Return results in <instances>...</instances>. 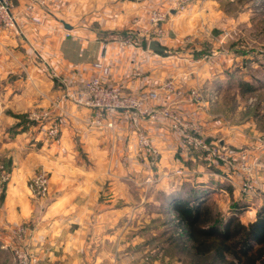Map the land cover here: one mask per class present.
<instances>
[{"label":"crops","instance_id":"obj_1","mask_svg":"<svg viewBox=\"0 0 264 264\" xmlns=\"http://www.w3.org/2000/svg\"><path fill=\"white\" fill-rule=\"evenodd\" d=\"M172 1L46 0L48 14L42 12L40 26L31 25L29 15L22 13L18 30L3 32L0 37V156L11 163L12 178L6 198L0 203V264H13L6 226L32 218V205L23 200L14 201L12 197L15 191L26 197L25 181L36 169L48 170L52 178L63 176L70 172L62 165L71 157L72 147L84 148L94 158L92 147L98 145L102 148V156L109 159L111 154L112 158L118 159L130 158L129 146L135 144L132 130L123 122L115 123L113 129L95 127L91 125V110L71 103L64 106L60 134L55 141L46 140L44 134L22 124L18 115L25 114L35 105L50 107L63 89L78 88L92 77L100 76L93 65L100 59L104 40L115 33H141L148 26L149 12L173 8ZM15 6L17 10L23 9L22 2H16ZM172 10L165 25L166 36L157 41L164 50L162 53L150 50L148 41L145 46L142 36L134 48L109 44L105 64L110 68V74L100 76L105 84L119 85L125 92L140 96L156 91L169 80L183 88L199 85L203 80L199 69L192 67L193 63H188L183 54H171L185 46L184 37L188 33L180 13ZM48 68L52 69L50 76ZM149 105L154 108L171 106L189 120L199 122L204 133L212 138L221 132L218 131L220 128L211 130L209 119H204L203 108L181 102L171 94L162 92L159 99ZM143 128L161 153L160 169L168 170L175 177L180 172L183 182L205 187L211 178L229 177L223 167L211 168L202 162L201 155L185 148L180 135L172 131L168 123H145ZM111 144L113 148L109 153L105 149ZM30 161L32 166L27 167L26 163ZM102 170L101 176L111 172ZM97 173L93 167L84 174L94 176ZM53 188L56 192L68 190L65 184ZM84 188L90 193L99 190L95 183H86ZM69 198L60 195L48 203L43 223L30 236L29 244L39 256L40 264L125 262L119 257L114 260L109 250L111 236L104 232L108 224L124 223V217L82 215L79 210L73 211L78 205ZM101 207H105L103 202ZM90 225H101L100 231L92 230L94 226L88 230Z\"/></svg>","mask_w":264,"mask_h":264},{"label":"rangeland","instance_id":"obj_2","mask_svg":"<svg viewBox=\"0 0 264 264\" xmlns=\"http://www.w3.org/2000/svg\"><path fill=\"white\" fill-rule=\"evenodd\" d=\"M175 11L180 13V20L188 33L184 37L185 46L171 54H183L188 63H193L192 67L199 69L203 80L196 87L183 89H195L203 94L204 103L189 104L203 108L204 119H209L211 130L220 128L218 131H221L216 134V138L206 133L204 136L208 141L224 146L229 155L237 159L233 168L221 166L229 177L216 180L211 178L206 187L183 182L180 172L175 177L168 170L160 169V151L157 160L144 154L133 129L124 123L132 130L135 140V144L129 146L130 158L114 159L110 154L108 159L106 155L102 156V148L98 145L92 147L95 154L91 158L90 152L84 148L72 147L71 157L64 160L62 165L63 169L70 170L68 174L52 178L48 170L36 169L25 181L26 197H22L20 191L13 193L12 199L29 202L33 213L32 218L25 222L6 226L12 253L13 248L19 245L16 238L19 228L25 230L22 243L33 249L29 244L30 236L43 223L47 204L60 195L72 197L69 199L78 205L73 211L79 210L82 215L115 214L124 217V223L108 224L107 229H104L111 236L110 254L114 260L118 257L125 260L121 264H219L212 256L196 257L191 242L181 228L176 226V214L167 212L166 197L178 191L182 185L187 190L209 189L211 192L207 201L221 219L229 217L235 205L243 204L244 208L239 211L238 217L246 224L254 221L258 211L264 208V0H191L186 9ZM18 29L19 26L15 30ZM145 39L143 43L147 46ZM50 70L47 69L48 76ZM31 89L33 91V87ZM214 94L217 95L216 99ZM54 101L47 108L33 104L35 106L25 114L18 115L22 124L33 127L49 141L58 138L51 139L47 135L51 120L60 122L64 116V107L53 112ZM36 108L50 112L49 121L44 122L45 125L29 119L30 111ZM112 148L113 144L105 150L110 153ZM202 162L218 169L216 165H209L204 160ZM32 163L27 162L26 166L30 167ZM241 163L252 173L255 189L250 194H245L240 186L242 171L238 165ZM0 166L3 168L0 170L1 203L11 184L12 169L11 163L4 156H0ZM93 167L99 173L85 176L84 173ZM102 169L111 172L101 176V171H104ZM2 171L8 176L5 181L2 179ZM40 173L49 177V193L43 197L32 194L29 189L31 179ZM86 183L97 184L99 190L90 193L84 188ZM57 184L67 185L68 190L56 192L53 187ZM70 188L74 191H69ZM102 202L104 208L101 207ZM118 206L119 209H116ZM252 210H255V216L248 217L247 213ZM100 226L90 225L88 230L93 227L92 230L100 231Z\"/></svg>","mask_w":264,"mask_h":264},{"label":"built area","instance_id":"obj_3","mask_svg":"<svg viewBox=\"0 0 264 264\" xmlns=\"http://www.w3.org/2000/svg\"><path fill=\"white\" fill-rule=\"evenodd\" d=\"M190 1L173 0V8L151 10L148 14V26L139 34L125 32L109 35L101 47L100 59L93 65L100 76L110 74V68L105 64L110 43H114L118 48L129 49L137 46L141 36L145 37L148 42L163 39L166 36L165 25L172 9L183 11ZM16 2L23 3L21 11L17 10ZM42 12L48 14L46 0H0V35L4 31L17 29L22 13L29 15L31 24L40 26L42 24ZM67 36L69 37L70 34ZM100 76L92 77L78 88L63 89L61 96L53 102V112L62 110L64 104L69 102L77 107L91 110V125L95 127L113 129L115 123L121 121L133 129L141 150L154 160L158 159L160 153L143 126L145 123L166 122L172 131L180 135L182 145L192 152L201 154L202 159L209 165L233 168V163L237 159H233L224 146L208 141L199 122L189 120L171 106L154 108L149 105L151 101L158 100L162 92L175 96L181 102L199 105L205 102L200 91L183 89V87L176 86L173 80H169L160 85L156 91H150L146 96H140L125 92L123 87L119 85L105 84ZM213 97L216 99L217 95L214 94ZM28 117L36 123L45 125L44 122L49 121L50 112L36 108L30 111ZM50 123L47 135L54 139L60 133V122L59 120H51ZM238 168L242 171L241 189L245 194H250L255 189L254 180L251 177L252 173L244 163L238 165ZM2 169L0 166V170ZM2 173L3 181L7 180L8 176L4 171ZM29 189L36 196L47 195L49 193L48 175L40 173L34 176L29 183ZM24 235L25 230L19 228L16 232L19 245L13 248L15 264H40V258L36 252L28 244L22 243Z\"/></svg>","mask_w":264,"mask_h":264},{"label":"trees","instance_id":"obj_4","mask_svg":"<svg viewBox=\"0 0 264 264\" xmlns=\"http://www.w3.org/2000/svg\"><path fill=\"white\" fill-rule=\"evenodd\" d=\"M210 192L182 185L166 197L167 212L176 214V226L191 242L194 255L212 256L219 264H264V208L246 224L238 217L243 204L221 219L207 201Z\"/></svg>","mask_w":264,"mask_h":264},{"label":"water","instance_id":"obj_5","mask_svg":"<svg viewBox=\"0 0 264 264\" xmlns=\"http://www.w3.org/2000/svg\"><path fill=\"white\" fill-rule=\"evenodd\" d=\"M67 27V25H66ZM149 49L152 51H155L157 53H162L164 50L163 48L159 45L157 41H151L149 42Z\"/></svg>","mask_w":264,"mask_h":264},{"label":"clouds","instance_id":"obj_6","mask_svg":"<svg viewBox=\"0 0 264 264\" xmlns=\"http://www.w3.org/2000/svg\"><path fill=\"white\" fill-rule=\"evenodd\" d=\"M247 216H248V217H254V216H255V210L249 211V212L247 213Z\"/></svg>","mask_w":264,"mask_h":264}]
</instances>
